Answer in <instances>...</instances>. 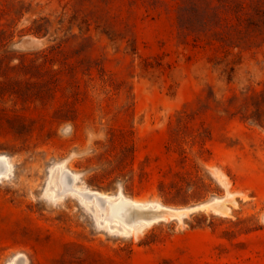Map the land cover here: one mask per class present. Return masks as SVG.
<instances>
[{
    "label": "rangeland",
    "instance_id": "1",
    "mask_svg": "<svg viewBox=\"0 0 264 264\" xmlns=\"http://www.w3.org/2000/svg\"><path fill=\"white\" fill-rule=\"evenodd\" d=\"M0 264H264V0H0Z\"/></svg>",
    "mask_w": 264,
    "mask_h": 264
},
{
    "label": "water",
    "instance_id": "2",
    "mask_svg": "<svg viewBox=\"0 0 264 264\" xmlns=\"http://www.w3.org/2000/svg\"><path fill=\"white\" fill-rule=\"evenodd\" d=\"M86 198L87 199L94 198L95 200L101 202L102 204H106L107 206L110 205L109 204L110 202H106L105 200H102L101 197L99 198V196H93V194L87 195ZM128 216L130 218L129 220L135 223L138 222L139 220L149 221L156 219L158 221L161 219L159 213H156L150 210L149 208L137 210V208L135 207H128Z\"/></svg>",
    "mask_w": 264,
    "mask_h": 264
},
{
    "label": "bare ground",
    "instance_id": "3",
    "mask_svg": "<svg viewBox=\"0 0 264 264\" xmlns=\"http://www.w3.org/2000/svg\"><path fill=\"white\" fill-rule=\"evenodd\" d=\"M228 202V201H227ZM116 203V202H115ZM122 205H125V206H127V207H135L136 208V206L134 205V204H131V203H129V202H127L126 200H124V199H122V200H120V201H118V203H116V204H113L111 207L114 209V212H116L117 214H119L118 213V211H119V209L121 208V209H123L121 206ZM229 205V204H228ZM208 207H210V208H212L213 210H215V211H217V212H219V211H222L223 210V208H224V206H223V203H221L220 201H216L214 204H208L207 205ZM204 207V206H203ZM112 209V210H113ZM128 209V208H127ZM139 209V208H138ZM227 209V208H226ZM124 210V209H123ZM122 210V211H123ZM152 211H154V212H156V213H159L160 214V216H163L164 214H166L165 216H167V215H172V214H174V211H172V210H168V209H165V208H161V209H158V210H152ZM113 212V213H114ZM224 212H222V214H223ZM116 214V215H117ZM178 213H176L175 215H177ZM226 214V213H225ZM168 217V216H167ZM130 221V220H129ZM141 221H145V220H139L138 222H141ZM149 221H151V220H149ZM149 221H146V222H149ZM130 222H132V221H130ZM133 224H135V222H132ZM137 223V222H136Z\"/></svg>",
    "mask_w": 264,
    "mask_h": 264
}]
</instances>
